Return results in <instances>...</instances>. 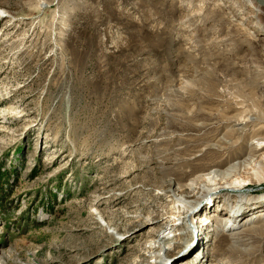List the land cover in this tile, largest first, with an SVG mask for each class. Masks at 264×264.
I'll list each match as a JSON object with an SVG mask.
<instances>
[{
  "label": "rangeland",
  "instance_id": "374dc122",
  "mask_svg": "<svg viewBox=\"0 0 264 264\" xmlns=\"http://www.w3.org/2000/svg\"><path fill=\"white\" fill-rule=\"evenodd\" d=\"M258 6L0 0V264H157L153 232L172 209L180 241L167 264H264V228L224 235L236 193L187 218L198 234L162 192L247 155L215 146L225 116L264 108ZM247 175L234 227L264 212V165Z\"/></svg>",
  "mask_w": 264,
  "mask_h": 264
},
{
  "label": "bare ground",
  "instance_id": "6f19581e",
  "mask_svg": "<svg viewBox=\"0 0 264 264\" xmlns=\"http://www.w3.org/2000/svg\"><path fill=\"white\" fill-rule=\"evenodd\" d=\"M257 2L264 6V0H261V2L260 0H257ZM257 8L259 13L264 14L263 7L258 6ZM224 120H227L231 126L225 134L226 137L217 140L215 147L220 150H226L227 156L225 157V160L232 159L233 156H238L239 154L236 155L234 151L239 148L243 149L245 147L247 155L229 163L228 166L224 165V160L222 161L221 159L219 161L214 160L215 162L213 161L208 165L204 164L200 169L198 168V171L191 174L192 178L185 185H181V183L178 182L179 180L176 179V181H174L172 180L173 178H171L169 184L172 188H163L162 192L164 196L167 195L168 197H171L173 205H177V207L174 206L176 209H184L183 213L185 216L182 225H187L189 223L187 228L189 229L193 227L198 234L200 231L202 232L203 226L200 227L201 229H196L195 225H190V221H188L187 218L193 223V220L196 217L195 214L207 206L211 201H214V199L221 195L233 197V193H236V199L232 201V209L235 210H231V215L228 218L225 217L226 221L222 225L224 235L228 236L230 241L235 244L242 241L249 232L264 228V223L258 225L256 222L259 220L262 222V217L264 216V212L262 211L260 214L252 217L254 224L246 225L244 227H234L237 223L236 220L240 215L239 212L248 211V209L246 210V207L248 206H243V204L247 203L245 202V192L243 190L249 183L247 180L250 179V176H246V174L252 173L257 176L260 172H263L264 108L259 110L258 113H256V110L251 112L248 114L247 118L235 115L231 117L225 116ZM249 125L259 126L253 131L250 139L247 140L248 136L246 133V127ZM233 132L240 134L239 136H241V140L232 141L229 138V135ZM175 173L181 174L182 172L176 170ZM228 201L229 200L225 202ZM232 211H234L233 214ZM170 212V214L163 217L164 220L158 232H153V245L150 246V253L151 258H157V264H167L169 257L175 254L176 250L179 248L178 243L180 240L176 231L181 223H176L177 219L176 216H174L178 215L176 211H173L172 209ZM200 219L201 221L210 222L213 221L215 217L209 214V216ZM231 227L234 228L231 229ZM227 228H229V230H225ZM188 229L185 232V235L189 234L190 230ZM134 236H136V232H133L131 237ZM201 242H203L202 238L200 240V243Z\"/></svg>",
  "mask_w": 264,
  "mask_h": 264
},
{
  "label": "water",
  "instance_id": "95a60500",
  "mask_svg": "<svg viewBox=\"0 0 264 264\" xmlns=\"http://www.w3.org/2000/svg\"><path fill=\"white\" fill-rule=\"evenodd\" d=\"M260 2H261V0H260Z\"/></svg>",
  "mask_w": 264,
  "mask_h": 264
}]
</instances>
